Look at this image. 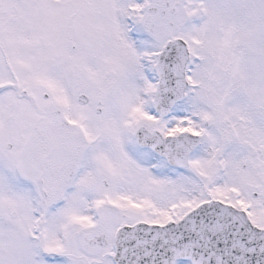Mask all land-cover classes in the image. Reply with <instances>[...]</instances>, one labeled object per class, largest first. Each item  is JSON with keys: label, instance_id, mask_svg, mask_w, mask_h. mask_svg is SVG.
Here are the masks:
<instances>
[{"label": "rangeland", "instance_id": "1", "mask_svg": "<svg viewBox=\"0 0 264 264\" xmlns=\"http://www.w3.org/2000/svg\"><path fill=\"white\" fill-rule=\"evenodd\" d=\"M167 3H178L175 15ZM155 6L164 17L149 14ZM56 21L64 41L51 51ZM174 39L191 52L189 87L158 119L154 66ZM263 93L264 0H0V264H113L118 228L178 221L210 200L246 210L264 229ZM77 122L97 144L83 187L68 191L53 171L66 144L83 147L70 137ZM141 126L200 134L189 167L138 146ZM94 227L108 234L107 248L79 237Z\"/></svg>", "mask_w": 264, "mask_h": 264}, {"label": "water", "instance_id": "2", "mask_svg": "<svg viewBox=\"0 0 264 264\" xmlns=\"http://www.w3.org/2000/svg\"><path fill=\"white\" fill-rule=\"evenodd\" d=\"M166 53L178 52L180 58L186 62L187 54L184 46L169 45ZM184 62V63H185ZM167 73V72H166ZM174 80L165 74L161 78L160 92L156 99V107L158 111L165 115L168 113L170 106L178 98L177 95L166 96L169 91H175L177 87ZM183 88L180 90V92ZM138 142L141 145L149 146L159 154L169 160V162L177 167H186L188 155L193 151L197 141L189 136H183L180 139L163 141L158 134L149 135L143 129L139 131ZM215 213L224 218L219 226H225L231 217L229 212L233 210L220 204H212L205 206L201 211L188 217L181 225L176 226L169 224L166 227L148 226L146 224H138L134 227H125L116 235L115 251L116 256L114 262L116 264H174L178 259L190 260L193 264H212V254L209 249V243L201 236L202 224L205 230L211 228V220L208 216L212 213L210 209H216ZM219 217L214 218V221ZM245 225L251 230L246 237L240 235L238 242L233 241L232 246H227L221 255L219 264H261L263 259H258L264 255V242L258 244L260 239L258 236H264V231H258L252 228L246 219H243ZM199 224H196L199 222ZM257 233V235L255 234ZM255 234V235H254ZM245 239L246 241H241ZM105 245L104 242L101 243ZM243 245L252 247L251 254L245 255L242 249ZM206 251V252H205Z\"/></svg>", "mask_w": 264, "mask_h": 264}, {"label": "bare ground", "instance_id": "3", "mask_svg": "<svg viewBox=\"0 0 264 264\" xmlns=\"http://www.w3.org/2000/svg\"><path fill=\"white\" fill-rule=\"evenodd\" d=\"M56 23L57 24H54L53 23V27H52V30H51V33L49 34V38H48V42H49V49L52 51L53 49H60L61 48V43H63V41H64V39L63 38H61L60 36L61 35H59V31L56 29V26H58V25H60V22H58V21H56ZM89 23V18H88V16H83V17H81L79 20L77 19V23H76V27H77V29H80L81 31L80 32H82L83 31V29H85L86 28V25ZM57 31V32H56ZM56 34V35H55ZM233 34V33H232ZM85 39V37L83 38V40ZM245 53H247V49H246V52ZM54 55H56V53L54 54ZM80 57H81V55H80ZM88 59H86V56L85 57H83L81 60H79L78 61V59H77V61L78 62H80L79 64H81L82 62H86ZM79 64H77V65H75V63H74V66H76V68L78 67V66H80ZM93 64H95V63H93ZM82 65V64H81ZM45 82L47 83L48 81H47V79H45ZM252 96V94L251 93H248L247 92V97L248 98H250ZM259 102H260V104H262L263 103V107H264V93L262 94V95H260L259 96ZM229 115H230V117H233L234 115H235V113L234 112H229ZM157 157V156H156ZM158 159V158H157ZM154 160H155V158H153L152 160H151V162L152 163H154ZM184 263V262H183ZM185 264H187V263H185Z\"/></svg>", "mask_w": 264, "mask_h": 264}, {"label": "flooded vegetation", "instance_id": "4", "mask_svg": "<svg viewBox=\"0 0 264 264\" xmlns=\"http://www.w3.org/2000/svg\"><path fill=\"white\" fill-rule=\"evenodd\" d=\"M61 168L64 170V174H62V176L59 178L60 180H59L58 183H59V186H60V187L62 186V183H63V182H68V180L64 178V176H67V175L65 174V171H66L65 168H66V167H61Z\"/></svg>", "mask_w": 264, "mask_h": 264}]
</instances>
